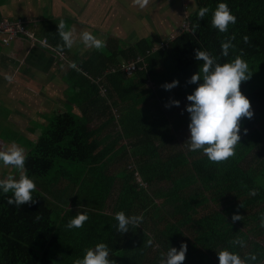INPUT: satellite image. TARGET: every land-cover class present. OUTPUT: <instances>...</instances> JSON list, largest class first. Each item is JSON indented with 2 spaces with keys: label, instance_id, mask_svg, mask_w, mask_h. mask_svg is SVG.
I'll list each match as a JSON object with an SVG mask.
<instances>
[{
  "label": "trees",
  "instance_id": "trees-1",
  "mask_svg": "<svg viewBox=\"0 0 264 264\" xmlns=\"http://www.w3.org/2000/svg\"><path fill=\"white\" fill-rule=\"evenodd\" d=\"M185 1L194 6L187 28L160 46L148 37L130 43L107 35L106 47L77 62L93 80L72 84L77 93L69 99L79 114L55 115L26 144L34 202L10 205L12 193L0 190V264H73L98 243L107 244L116 264H159L162 253L179 250L182 243L187 244L183 264H219L222 250L241 258L254 254L257 259L248 264H264V0ZM219 3L237 18L226 33L211 24ZM202 7L210 11L199 20ZM58 23L49 19L37 29L55 49L63 43ZM194 24L200 25L195 33ZM232 36L234 47L224 56L221 45ZM198 49L221 65L242 52L249 66L251 77L240 91L253 116L241 118L235 155L221 163L184 145L191 123L187 96L203 82L188 83L203 65L195 59ZM131 62L140 69L128 77L121 68ZM173 81L177 87H162ZM119 211L143 221L120 233ZM77 212L89 219L69 230ZM234 214L243 219L233 223ZM237 238L246 246L231 243Z\"/></svg>",
  "mask_w": 264,
  "mask_h": 264
},
{
  "label": "clouds",
  "instance_id": "clouds-1",
  "mask_svg": "<svg viewBox=\"0 0 264 264\" xmlns=\"http://www.w3.org/2000/svg\"><path fill=\"white\" fill-rule=\"evenodd\" d=\"M150 0H132V6H138L140 9L146 8ZM210 11L208 7H202L198 11V19L203 20L205 15ZM237 18L231 13L226 3H219L212 13V27L218 29L220 33H226L230 24H235ZM199 24L193 25V33L199 28ZM58 36L62 40V44L56 46L58 53H63L64 48L71 49L77 39L83 43L86 48H95L97 50L106 47V41L98 38L88 30L80 32L77 36L74 28H69L65 21L61 20L57 24ZM235 37L232 36L221 45L222 55L227 56L228 50L233 48L231 43ZM244 41H248L245 36ZM46 45L47 41H41ZM243 53L237 55L230 63L223 65L216 62V59L207 51L200 49L195 50V59L203 61L202 68L197 74H194L188 81L190 84H198L195 91L187 96L190 106L186 111L190 114L191 123L189 124L190 139L184 144L190 151H202L210 162L221 163L235 155V148L241 139L239 135L241 118L251 119L253 112L251 103L240 91L242 82L250 79L249 66L242 59ZM69 67L76 69L75 62H70ZM202 73V75H201ZM10 83L11 76H6ZM178 81L166 83L162 85L165 90H171L178 86ZM175 106H179V101L172 102ZM167 107V105H166ZM247 130H245V134ZM25 150L16 142L10 145L0 147V162L4 166H12L18 170V179L13 175H8L5 179H0V190L4 194L12 193L7 203L16 205L17 207L25 204L33 203L32 193L36 190V183L29 178L25 168ZM254 194V193H253ZM242 207V206H241ZM40 220L39 215L36 216ZM89 219L86 212H77V214L69 220L66 227L78 229L83 227ZM242 216L234 214L232 221H241ZM115 220L118 222L117 231L120 233L129 232V225L138 228L143 221L142 216H126L123 211L115 214ZM261 227H264V215L261 217ZM148 245L151 246L152 241L149 240ZM234 245L241 247L246 246L244 241L237 238L231 241ZM187 244H181L179 250L170 248L166 256L161 254L159 264H183L186 258ZM110 249L105 243H98L94 248H88L82 259H75L73 264H116L115 260L109 259ZM219 264H248V261H255L256 255L249 254L241 258L239 254L222 250L217 253Z\"/></svg>",
  "mask_w": 264,
  "mask_h": 264
},
{
  "label": "crops",
  "instance_id": "crops-1",
  "mask_svg": "<svg viewBox=\"0 0 264 264\" xmlns=\"http://www.w3.org/2000/svg\"><path fill=\"white\" fill-rule=\"evenodd\" d=\"M102 1L105 0H42L41 4H37L38 0H6L0 7L4 20H22L36 38V41H32L17 36L3 43L0 35L2 145L16 142L25 150L26 144L34 142L55 115L66 111L79 114L69 97L77 93L72 84L81 83L84 77L93 82L78 68L77 62L86 61L94 48H86L77 39V43L67 53L61 54L54 47L49 48L38 42L45 37L37 33V29L42 21L53 19L65 21L69 28L75 29L77 36L88 30L103 40L107 35L118 37L113 32H103L93 27L94 22H103L101 16L104 13L93 6H100ZM74 3L81 7L73 8ZM88 4L90 6L87 7ZM70 62H75L77 68L69 67ZM6 76L13 78L11 83L5 79ZM100 90L104 94V89Z\"/></svg>",
  "mask_w": 264,
  "mask_h": 264
},
{
  "label": "rangeland",
  "instance_id": "rangeland-1",
  "mask_svg": "<svg viewBox=\"0 0 264 264\" xmlns=\"http://www.w3.org/2000/svg\"><path fill=\"white\" fill-rule=\"evenodd\" d=\"M41 1L42 0H38L37 4H41ZM2 5L3 3H0V7ZM88 6H90V4H88L87 7ZM93 6L95 10L99 9L98 11L104 13L101 16L103 18L102 23H93V27L96 29H101L103 32H113L124 41H132V43L137 41L140 37H148L154 42L153 44L155 46H159L161 42L167 40L170 35H174L187 28L185 19L188 12L193 10L194 7L192 2H187L185 0H150L149 5L144 9H140L138 6H132V0H105L102 1L100 6ZM80 7L81 6L75 3L73 5L75 9ZM83 17H85V15H83ZM90 23L91 21L87 22L86 25ZM0 35L2 40H6V35ZM136 71L132 72L130 75L125 73V75L130 77ZM3 137L4 135H0V139ZM2 143L3 141H0V147L4 145H2ZM8 175H13L18 179L19 173L16 168L4 166L3 163L0 162V179H5Z\"/></svg>",
  "mask_w": 264,
  "mask_h": 264
},
{
  "label": "built area",
  "instance_id": "built-area-1",
  "mask_svg": "<svg viewBox=\"0 0 264 264\" xmlns=\"http://www.w3.org/2000/svg\"><path fill=\"white\" fill-rule=\"evenodd\" d=\"M26 23L22 20L16 21H8L3 20L0 22V34L6 35V40L3 39V43H7L8 41L12 40L13 38L21 35L25 36L26 38L36 41L35 36L27 29ZM44 41V40H42ZM125 72L130 75L132 72L136 70L135 64L131 63L127 67H125Z\"/></svg>",
  "mask_w": 264,
  "mask_h": 264
},
{
  "label": "bare ground",
  "instance_id": "bare-ground-1",
  "mask_svg": "<svg viewBox=\"0 0 264 264\" xmlns=\"http://www.w3.org/2000/svg\"><path fill=\"white\" fill-rule=\"evenodd\" d=\"M174 35H175V34H174ZM174 35H170L169 39L172 38ZM42 40H45V39L43 38V39L39 40L38 42L41 43ZM160 45H161V44H160ZM160 45H159V46H160ZM45 46L51 48V46H50L48 43H47ZM154 46H155V45H154ZM155 47H158V46H155ZM131 63L135 64V67H136V62H131ZM131 63H128V64H126V65H125V64L122 65V70L124 71V73H126L125 70H124L125 67H127V66L130 65ZM139 69H140L139 67H136V70H139ZM136 70H135V71H136ZM126 74H127V73H126Z\"/></svg>",
  "mask_w": 264,
  "mask_h": 264
}]
</instances>
